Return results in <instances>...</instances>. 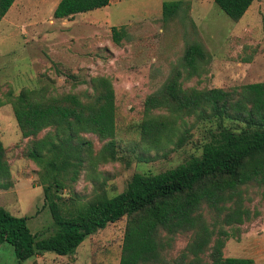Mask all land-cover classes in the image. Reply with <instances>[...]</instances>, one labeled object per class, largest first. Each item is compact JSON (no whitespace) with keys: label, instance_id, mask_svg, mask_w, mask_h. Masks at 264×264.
Returning a JSON list of instances; mask_svg holds the SVG:
<instances>
[{"label":"rangeland","instance_id":"obj_1","mask_svg":"<svg viewBox=\"0 0 264 264\" xmlns=\"http://www.w3.org/2000/svg\"><path fill=\"white\" fill-rule=\"evenodd\" d=\"M58 1H31L22 15L9 21L7 14L1 21L0 101L17 97L23 90H34L36 100L74 94L88 104L96 96L92 80L105 77L111 81L116 105L112 154L116 158L113 161L109 157L112 139L80 133L79 138L91 144V154L85 147L75 181L73 168L57 177L63 186L60 193L66 210L90 203L104 193L110 198L119 195L137 173L159 174L200 157L203 146L220 126L236 132L245 127L232 119L201 120L180 114L175 115V134L169 142L163 140L154 147L141 133L146 120L170 115L165 107L146 113V101L154 95L166 96L167 84L177 73L186 91L218 88L237 92L235 100L241 98L243 87L264 82V0L255 1L239 21L230 19L210 0H113L104 9L72 19H55ZM176 1H181L179 11L164 20L163 4ZM113 27L122 36L119 44L113 41ZM193 44L202 46L206 54L205 60H198L194 73L184 62L186 50ZM55 129L24 138L13 105L0 107V141L7 150L11 172L8 180H2L10 182V188L0 189V207L13 216L29 217L31 231L41 236L54 228L43 192V184L53 180L52 172L28 154L40 140L50 137L57 141ZM180 136L185 142L178 147ZM53 154L46 153L45 161L56 156ZM241 190L242 204L237 199L231 201L220 215L203 203L194 214L195 228L174 234L160 229V257L146 264H212L213 247L222 231L227 233L221 236L225 258H250L264 264V186L254 181ZM239 205L250 217L243 224L226 225V214ZM129 222L124 218L110 224L87 238L71 256L48 252L22 264H119ZM204 227L214 233L209 245L195 255L189 247ZM0 264H19L13 246H0Z\"/></svg>","mask_w":264,"mask_h":264},{"label":"trees","instance_id":"obj_2","mask_svg":"<svg viewBox=\"0 0 264 264\" xmlns=\"http://www.w3.org/2000/svg\"><path fill=\"white\" fill-rule=\"evenodd\" d=\"M16 0H0V23ZM233 21L241 20L256 0H210ZM111 0H61L54 11L55 19H72L78 14L108 7ZM181 1L165 2L163 18L168 21L180 9ZM113 41L119 44L122 36L116 27L112 29ZM205 60L202 46L193 44L186 50L184 62L191 72L197 70L198 60ZM181 74L169 81L167 95L151 96L146 101V113L167 108L169 116L146 120L141 126L143 140L158 147L163 140L169 142L175 134V115H195L201 120L232 119L245 124L236 132L220 126L211 141L203 146L200 157H192L184 164L159 174L133 176L127 189L114 197L103 194L90 203L66 210L58 176L73 168L72 180L79 174L83 163V150L90 155L91 144L82 141L81 132H91L102 139H112L109 156L113 161V139L116 135L115 91L105 77L92 80L95 99L85 104L74 94L51 100H36L37 91L23 90L6 102L13 105L14 115L24 138L38 135L44 129L56 127L57 141L48 137L36 142L28 157L38 164L47 165L52 181L43 184L45 206L53 219V231L49 235H37L31 231L29 217H16L0 207V246L14 247L19 264L48 252L66 257L76 253L90 236L106 229L110 224L129 219L119 264H146L156 261L162 250L158 239L160 229L171 234L197 225L194 217L203 203H207L218 215L227 210L226 205L237 199L242 204L241 188L251 182L264 186V82L242 88L241 98L236 93L222 89L205 91L184 90ZM12 97V96H11ZM61 135H64L61 137ZM77 140L76 144L73 141ZM180 136L177 146L184 144ZM55 151L58 152L55 153ZM54 153L45 161L46 153ZM108 157H105L107 160ZM144 159V158H143ZM11 176L7 150L0 141V189L10 187ZM230 209V208H229ZM250 217L241 205L230 209L224 218L226 225L243 224ZM196 242L189 247L195 255L209 245L214 230L204 227ZM212 252V264H256L250 258H225L223 256L226 232H220Z\"/></svg>","mask_w":264,"mask_h":264},{"label":"crops","instance_id":"obj_3","mask_svg":"<svg viewBox=\"0 0 264 264\" xmlns=\"http://www.w3.org/2000/svg\"><path fill=\"white\" fill-rule=\"evenodd\" d=\"M31 1H34V0H16L15 3L13 4V6L10 8L9 12L7 13L8 14L7 17H10L9 21H11L12 18L14 19V17H16V16H18L20 14L22 15V13L26 10L27 6L30 5ZM60 1H58V3L55 4L56 7H57V5L59 4ZM112 2H113V0H111V3ZM56 7H55V9H56ZM13 13H15V14H13Z\"/></svg>","mask_w":264,"mask_h":264}]
</instances>
